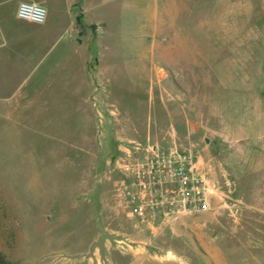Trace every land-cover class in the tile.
Wrapping results in <instances>:
<instances>
[{"label": "rangeland", "instance_id": "1", "mask_svg": "<svg viewBox=\"0 0 264 264\" xmlns=\"http://www.w3.org/2000/svg\"><path fill=\"white\" fill-rule=\"evenodd\" d=\"M109 1L81 112L70 73L0 117V264H264V0ZM135 146L189 153L206 210L133 212Z\"/></svg>", "mask_w": 264, "mask_h": 264}, {"label": "crops", "instance_id": "2", "mask_svg": "<svg viewBox=\"0 0 264 264\" xmlns=\"http://www.w3.org/2000/svg\"><path fill=\"white\" fill-rule=\"evenodd\" d=\"M21 1L43 6L46 10L44 22L34 25L18 20L15 10ZM110 5L109 0H0V108L8 109H0V117L12 116L13 109L20 106L17 96L23 88L56 84L65 79L64 74L70 73L90 77L69 80V84L81 90L78 98L81 112L83 87L98 79L97 58L92 55L97 54L98 39L106 36ZM68 55L75 59L71 66L60 60ZM91 96L95 100L94 94ZM134 149L140 151L139 146ZM141 150V157L130 163L154 152L153 148ZM124 153L128 162L129 150L124 149ZM124 163L121 165H127Z\"/></svg>", "mask_w": 264, "mask_h": 264}, {"label": "built area", "instance_id": "3", "mask_svg": "<svg viewBox=\"0 0 264 264\" xmlns=\"http://www.w3.org/2000/svg\"><path fill=\"white\" fill-rule=\"evenodd\" d=\"M15 16L34 25L44 22L46 10L40 4L21 1ZM136 189L135 213L155 211L202 212L207 208L205 182L196 173L195 162L189 153L170 152L157 156L154 152L143 160L123 166Z\"/></svg>", "mask_w": 264, "mask_h": 264}]
</instances>
